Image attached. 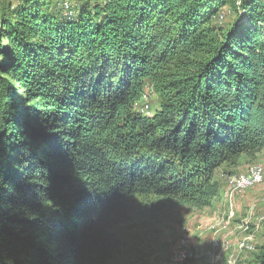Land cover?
I'll return each mask as SVG.
<instances>
[{"label":"trees","instance_id":"16d2710c","mask_svg":"<svg viewBox=\"0 0 264 264\" xmlns=\"http://www.w3.org/2000/svg\"><path fill=\"white\" fill-rule=\"evenodd\" d=\"M65 1L0 0V264H111L134 200L209 207L264 148L263 0Z\"/></svg>","mask_w":264,"mask_h":264},{"label":"rangeland","instance_id":"374dc122","mask_svg":"<svg viewBox=\"0 0 264 264\" xmlns=\"http://www.w3.org/2000/svg\"><path fill=\"white\" fill-rule=\"evenodd\" d=\"M74 1L80 3V0L62 3L66 14L74 15L69 9ZM88 1L91 6L101 2ZM230 18L228 9L223 8L216 21L224 24ZM239 22L249 25L241 10ZM157 107V94L146 86L138 110L151 116ZM251 168L252 172L260 174L259 180L248 183L247 177L243 176L241 186L243 177L230 183L232 179L247 175ZM223 170L224 167L215 175L220 184L219 193L209 207L198 210L168 204L165 211L159 213V222L151 224L145 215L146 204L134 200L130 220L119 231L124 251L111 264H181L172 259L179 237H186L192 252L189 257L192 262L186 264H246L253 259L264 243V148L254 157L240 156L229 173L220 174Z\"/></svg>","mask_w":264,"mask_h":264},{"label":"bare ground","instance_id":"6f19581e","mask_svg":"<svg viewBox=\"0 0 264 264\" xmlns=\"http://www.w3.org/2000/svg\"><path fill=\"white\" fill-rule=\"evenodd\" d=\"M250 172L247 175H242L240 178L236 179V180H231L230 183L234 182L236 183L237 181H239L243 176L247 177V182H253V181H257L260 179V174L258 172H254V178L251 177V173H252V168L251 170H249ZM211 242V241H210ZM230 243V242H229ZM239 244V243H238ZM179 245H181V238L179 237V240H177L175 247H174V251H173V255L174 256H178V248ZM218 246V245H217ZM185 247H186V252H184V262L187 261L191 255V249H190V245H189V241L186 239L185 237ZM249 247V246H248ZM217 249V248H216ZM229 249V248H228ZM241 249V248H240ZM218 250V249H217ZM210 252V251H209ZM215 255V254H214Z\"/></svg>","mask_w":264,"mask_h":264},{"label":"built area","instance_id":"2783aa9c","mask_svg":"<svg viewBox=\"0 0 264 264\" xmlns=\"http://www.w3.org/2000/svg\"><path fill=\"white\" fill-rule=\"evenodd\" d=\"M251 177L254 178V172L251 173ZM243 180H244V177L241 180L240 186L242 185ZM184 252H186L185 237H181V245H179V248H178V256H174L172 257V259H174L175 262L183 263L184 262Z\"/></svg>","mask_w":264,"mask_h":264},{"label":"crops","instance_id":"0c3cea01","mask_svg":"<svg viewBox=\"0 0 264 264\" xmlns=\"http://www.w3.org/2000/svg\"><path fill=\"white\" fill-rule=\"evenodd\" d=\"M189 223H191V222H189ZM194 257H196V256H194Z\"/></svg>","mask_w":264,"mask_h":264}]
</instances>
